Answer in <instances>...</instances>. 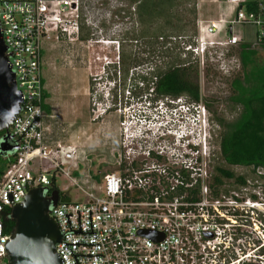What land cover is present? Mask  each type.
I'll return each instance as SVG.
<instances>
[{
  "label": "built area",
  "instance_id": "obj_1",
  "mask_svg": "<svg viewBox=\"0 0 264 264\" xmlns=\"http://www.w3.org/2000/svg\"><path fill=\"white\" fill-rule=\"evenodd\" d=\"M218 1L231 9L228 17L198 16L195 33L170 36L166 45H176L187 62L198 64L200 58L232 51L242 39L232 29L235 24H256L257 40L264 36V0H256L257 10H246L249 0ZM81 3L0 0V32L22 100L9 127L18 147L9 150L15 151L14 159L0 179V263L7 255L5 220L11 207L30 187L46 186L49 193L53 178L57 182L63 176L81 194L58 198L50 206L60 232L55 246L62 264H231L227 221L218 218L225 213L214 204L220 206L219 198L211 191L208 198L211 189L201 182L199 198L190 193L199 177L192 175L186 153L197 150L193 137L201 134L206 111L201 92L198 100L160 97L153 110L149 104L145 112L123 118L120 147L109 161L116 169L99 178L79 171L87 158L84 148L47 141L41 44L52 34L78 36ZM133 122L137 127L129 131ZM183 169L189 177L182 176Z\"/></svg>",
  "mask_w": 264,
  "mask_h": 264
},
{
  "label": "rangeland",
  "instance_id": "obj_2",
  "mask_svg": "<svg viewBox=\"0 0 264 264\" xmlns=\"http://www.w3.org/2000/svg\"><path fill=\"white\" fill-rule=\"evenodd\" d=\"M196 5L197 17L204 19L231 14L226 3L218 0H196ZM78 12L80 31L76 38L52 34L41 44L42 76L49 94L45 100L50 106L46 118L47 141L52 144L73 142L84 148L87 158L84 165L80 164L79 171L99 170L103 174L115 170L109 161L113 160L111 152L120 147L124 132L121 120L145 112L149 104V110H153L159 99L151 88H145L149 73L144 78L141 74L152 65L165 66L167 57L158 58L152 53L154 46L159 48L161 42L155 45L148 39L135 38L139 26L128 0H82ZM186 26L179 33L192 35L190 25ZM232 29L252 43L253 59L243 67L236 48L232 51L228 48L227 53L198 60L199 90L207 101L204 103L206 121L199 139L193 137V141L198 142L193 147L197 150L186 155L191 158H187V162L193 163L192 175L199 176L201 183L208 184L212 180L217 166L244 178V182L235 177L224 178L217 196L220 206L216 201L214 204L225 213L218 218L227 221L231 264H244V261L264 264V168L230 164L220 154L219 146L227 123L235 120L242 108L240 103L228 98L234 92L232 80L238 77L241 83L250 84L247 76L264 66V42L256 39V24H235ZM134 64L139 69L132 71ZM114 92H117L115 103ZM219 119L226 125L222 126ZM134 125L129 131L137 127ZM168 140L172 141L171 135ZM179 145L176 143L182 148ZM57 183L70 197L81 194L63 176L57 178ZM209 194L207 188V197L211 198Z\"/></svg>",
  "mask_w": 264,
  "mask_h": 264
},
{
  "label": "trees",
  "instance_id": "obj_3",
  "mask_svg": "<svg viewBox=\"0 0 264 264\" xmlns=\"http://www.w3.org/2000/svg\"><path fill=\"white\" fill-rule=\"evenodd\" d=\"M129 6L133 7L135 23L139 26L135 38H145L151 43L161 42V46L152 52L158 58L167 57L166 65H152L144 72L142 78L149 73L150 80L146 82V90L151 88L155 97L185 95L191 100L199 99V68L196 62H187L180 56L176 45H166L170 36L180 34L183 28L190 25L192 34L196 31V17L198 7L196 0H128ZM246 10H257V1L249 0L245 4ZM264 28V25H263ZM82 37V35H81ZM150 39V40H149ZM257 39V35H256ZM264 42V36L260 40ZM252 43L241 39L235 46L241 65L244 67L252 61L255 50ZM136 64H134L135 66ZM128 71V69L126 70ZM250 84L241 83L238 77L232 80L233 93L228 96L232 102L241 104V111L235 120L227 123L228 128L221 133L219 146L220 154L230 164L247 165L253 168H264V66L256 71H251ZM142 81V80H141ZM44 82V81H43ZM144 85V84H143ZM44 89L43 99L48 97ZM114 103L117 102V92L113 94ZM207 104L206 99H202ZM204 104V105H205ZM46 112H50V106L42 104ZM222 126L225 122L219 119ZM4 130H0V141ZM15 151L2 152L0 150V179L7 165L13 161ZM116 169V168H115ZM113 171V170H112ZM216 173L208 183L211 194L214 197L219 195L220 186L224 178L235 177L244 182L242 176H234V173L222 166L216 167ZM185 177L189 174L182 170ZM92 175L99 178L102 174L99 170L92 172ZM199 177V176H198ZM199 186L190 189L193 199L199 198ZM57 188L60 200H70V196L59 188L53 178L49 190ZM6 229L11 230L14 219L7 216L5 220ZM3 264H7L4 258ZM244 264H254L251 261H244Z\"/></svg>",
  "mask_w": 264,
  "mask_h": 264
},
{
  "label": "water",
  "instance_id": "obj_4",
  "mask_svg": "<svg viewBox=\"0 0 264 264\" xmlns=\"http://www.w3.org/2000/svg\"><path fill=\"white\" fill-rule=\"evenodd\" d=\"M6 44L0 32V130H4L0 141L3 152L15 149L9 127L13 117L19 112L21 94L16 86ZM46 186H32L20 202L11 207L14 219L6 243L7 264H62L56 252V242L60 232L56 220L50 215V206L56 204L59 190Z\"/></svg>",
  "mask_w": 264,
  "mask_h": 264
},
{
  "label": "clouds",
  "instance_id": "obj_5",
  "mask_svg": "<svg viewBox=\"0 0 264 264\" xmlns=\"http://www.w3.org/2000/svg\"><path fill=\"white\" fill-rule=\"evenodd\" d=\"M175 104H177V102L175 103ZM205 121H206V119H205V115H204V121L202 122V127H204V125H205ZM205 132V131H204ZM206 135V134H205Z\"/></svg>",
  "mask_w": 264,
  "mask_h": 264
}]
</instances>
